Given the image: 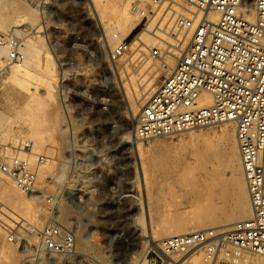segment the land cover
<instances>
[{"label":"rangeland","instance_id":"rangeland-1","mask_svg":"<svg viewBox=\"0 0 264 264\" xmlns=\"http://www.w3.org/2000/svg\"><path fill=\"white\" fill-rule=\"evenodd\" d=\"M7 2L18 3L19 6L7 9L0 2V36L5 37L15 25L26 30L31 37V60L27 66L33 73L41 75L43 68L40 62L45 58L42 53L33 51L41 35L53 51L57 73L54 77V100L37 107L35 103L26 106L27 93L11 83L5 77L6 69L0 68L1 128H9L11 132L10 137L4 138L11 142L18 137L30 139L34 152L29 157L30 162L31 158L37 160V155H43L51 163L49 173L42 176L37 172L40 190L36 194L44 195L29 207L27 193L13 180L1 175L0 218L3 223L0 224V264H49L47 259L50 255L40 251V241L33 232L46 225L59 226L75 235L72 253L51 255L59 259L58 264L149 262L153 255L147 257V253L155 251L151 234L155 232L157 237H161V230L173 222L171 213L182 212L188 221L194 217L190 213L192 204L188 203V196L182 195L184 189L175 178L181 174L186 180L196 179L194 189L206 191L202 180L211 174L206 172L210 161L207 154L209 151L224 152V146L216 140L209 144L189 143V131H184L168 137L139 140L145 149L140 157L136 143L125 142L128 135L131 140L134 137L136 117L129 112L123 83L133 92L130 79L139 82L155 74L163 62L150 55V48L157 41L149 48L140 45L142 51L138 52L148 57L151 64L134 62L132 45V51L126 57L116 66L110 65L107 56L115 40L111 33V43L99 36L100 27L103 31L104 27L88 16L89 5L83 0ZM116 3L119 9L129 4V19L138 20L127 36L120 34L131 42L157 14L156 11L142 26L132 10L133 0H116ZM172 21L173 16L164 14L157 24H171ZM157 24L150 31L158 34L154 32ZM8 36L19 38L21 48H25L27 37L20 34ZM169 56L175 57L174 52ZM157 72L160 76L155 90L166 74L160 70ZM80 91L97 104L101 99H107V110L100 106L91 108L88 98L78 94ZM7 118H12L17 124L11 126ZM36 119L40 122L42 134L39 138H31L26 122ZM228 124L235 128L231 122L194 132L211 136ZM62 126H65V131L61 130ZM88 148L95 150L92 151L95 159L90 155L92 152L88 153L91 158L87 159ZM34 165L31 162V166ZM62 170L64 173L60 176ZM203 199L200 195L198 201ZM217 203L219 208L231 207L229 198ZM218 215H221L220 210ZM215 224L218 227L214 229L226 228L220 222ZM195 251L185 258L190 262L195 259L200 264H229L227 260L217 258L219 254H229V248L217 251L215 258L209 261H205L203 249L198 253Z\"/></svg>","mask_w":264,"mask_h":264},{"label":"built area","instance_id":"built-area-1","mask_svg":"<svg viewBox=\"0 0 264 264\" xmlns=\"http://www.w3.org/2000/svg\"><path fill=\"white\" fill-rule=\"evenodd\" d=\"M172 2L193 9L189 15H176L171 24H157L158 43L151 48L152 56L162 60L176 52V63L141 107L133 135L148 140L234 123L251 215L236 221L228 232L210 228L169 237L163 242L166 255L150 250L147 257L153 258L145 264H177L173 255L196 249L213 260L229 245L264 256V0H135L139 24L145 26L157 8ZM211 14L217 18L211 19ZM113 37L116 42L107 61L116 66L132 51V42L117 34ZM2 44L9 48L10 62L23 60L19 38L0 36ZM78 94L88 98L91 108L109 106L107 99L97 104L84 91ZM205 94L210 103L201 105ZM21 151L31 154L30 143L5 141L0 135V174L33 193L39 190L37 166L46 157L38 155L32 167L29 156L19 155ZM33 232L40 251L47 254H70L75 249V235L59 226L46 225Z\"/></svg>","mask_w":264,"mask_h":264},{"label":"bare ground","instance_id":"bare-ground-1","mask_svg":"<svg viewBox=\"0 0 264 264\" xmlns=\"http://www.w3.org/2000/svg\"><path fill=\"white\" fill-rule=\"evenodd\" d=\"M83 1L89 5V8H88L89 11H87L88 16L91 19L93 18L96 21V23H98V25H102L104 27V31H103L101 30V27L99 26L100 27L99 36H102V39H104L107 43L109 42L111 43L112 38L114 39L113 37L114 34H117V35L121 34L122 36H127L138 22V20L133 21L129 19V12H130L129 4L119 9V6L117 5L116 0H106V1L83 0ZM0 2H2L3 5L7 7V9L8 8L14 9L15 7L19 6L18 3L17 4H10L9 2L6 3V0H0ZM134 2L135 0H133V3H132V10L137 15V17L140 18L139 14L136 13L133 9ZM185 7L181 6V4L178 2H174L171 6H169V4H164L160 8H157L156 10L157 14L155 17L152 18L148 27L141 30L132 40L133 52H134L133 54L134 62L136 61L141 62L142 65L151 64L148 57L143 56L142 53L140 54L138 53L142 51L140 48V45L143 44L145 47L149 48L151 44H154L157 41L156 40L157 37H155L157 33H153L150 30L153 26L155 27V25L157 24V22L159 21L162 15L169 14L173 16V19L176 15H180V14L189 15L188 12L190 9H193V7L191 8H188V6H185ZM88 16H87V19H88ZM210 18L215 20L217 18V14H211ZM162 25H163V22H160V26ZM18 27H19L18 25H15L12 28V30L9 31V33H6L5 37L7 38L9 34H12V35L20 34L24 38L27 37V39L24 42L25 48L20 47V51L23 54V60L24 59L25 60L24 61L21 60L20 62L11 64L12 62L8 60L9 48L6 44H2L0 45V68L6 69L5 77H7V79H9L11 83H13L23 92L27 93L26 106L30 105L31 103H35L37 107L38 106L42 107L49 101L54 100V93L56 90V84L54 83V77L56 76V73H57V66L54 61L53 51L50 48L48 42L45 43L42 40V37L40 35V38L37 39L38 44L35 48H33L34 49L33 51H36L38 54L42 53L43 57L45 58V60L40 62V64H42L43 73L39 75V74H36L30 71V69L27 66V63H28V60H31V37L28 36L29 34L26 33V30L19 29ZM110 33L112 35V38L110 37ZM175 53L176 52H174V55ZM150 55L152 56L151 48H150ZM165 58L166 56L163 57L162 59L163 62L160 63V65H158V68H157L158 70L163 72L162 74L169 72L176 63L175 57L169 56L168 58L166 59ZM155 65L157 64L155 63ZM157 69L155 71V74H153L151 77L149 78L144 77L139 82L136 81L135 79H130L133 85V92H131V89L125 82L123 83V87H124V90L127 96L129 112L136 118L138 116L137 114L139 113L141 107L145 103L144 101L147 98L149 99V97L156 91L155 85L160 76L159 72H157L158 71ZM33 83H35V85H33ZM209 103H210L209 96L206 94L203 95L202 99L200 100V104L206 105ZM136 118L134 120L135 122H136ZM135 122H134V127H135ZM7 123L12 126L13 124H17V121L13 120L12 118H7ZM26 123L29 126V130H30L29 136L31 138H35V137L39 138L42 134V130L40 131L39 129V123H40L39 120L38 119L32 120V121L30 120V121H27ZM225 123H231V122H225ZM209 127H212V126H209ZM61 128H62L61 130L63 131L66 130L65 126H62ZM194 130H189V135H190L189 143L206 144L208 142L207 144H209L212 141L214 143V141L216 140L217 142H219L221 145L224 146V152L219 153L216 151L214 152L209 151L207 154V156L210 157V161H209L208 166L206 167L207 168L206 172L211 173V174L207 176L208 178L207 177L203 178V180L202 178H200V180L205 182L204 187L203 186L202 187L205 188L206 191H204L203 189H199V188H198L199 190L194 189L198 181V180L195 181L196 179L186 180L184 179V177L180 176L181 174H178L177 178H175L177 179L180 188L182 187L184 189V192L182 195L188 196L189 198L188 203L192 204L190 213L194 215V217L190 221H188L183 218V216L181 215L182 212L173 211L171 213L173 216V218H171L173 219V222H171L170 225H168L167 227L161 230V232L159 233L161 237L160 236H159L160 238L157 237V235H155V232L154 234L153 233L151 234L150 238H151V241L153 242V248L155 249L157 253H159L163 257L166 255L165 252L163 251L164 250L163 242L165 239L169 237L188 234L193 231H198L200 229L204 230V228H208V229L215 228V227H218L215 224L217 222H220L222 226H226V228L222 231L228 232L230 231L232 225L236 221L245 219L251 215L250 198H249V193H248L243 169L241 166L240 153L238 150V145H237V140H236V127L234 128L233 125L228 124V126L227 125L223 126L219 133H216L211 136L197 134L196 132H194ZM0 135L5 141L7 137L11 136V132L9 128H6V127L1 128V122H0ZM130 138L128 135L125 139V142L130 143L132 141L133 143H136V149H137L138 155L141 157V155L144 153V150H145L143 146L141 145V143L138 142L141 139H137L133 137L131 140ZM16 140H18L22 144H28L32 142L30 139L22 138V137H18L14 141ZM92 151H95V150L88 148L86 153L90 154ZM32 153L34 154V152L32 151V146H31V154ZM31 154L27 155L22 151L19 152V155L22 157H26V156L30 157ZM89 154L87 155V159L88 157H90V155H92L95 159L94 152H92L90 155ZM45 160H47V157ZM31 162L35 165L37 164L36 159L31 158ZM50 169H51V163L49 162V160H47L46 163L43 162L37 166V172L39 175H42V176L49 173ZM62 173H64V170H62L60 176H62ZM1 175L2 174H0V177ZM225 175H227V177ZM202 181H199V182H202ZM37 192L39 191L37 190L33 193L26 194V198L28 199V204H27L28 207L31 206V204L34 203L35 201L41 200V197H43L44 194L39 195V194H36ZM127 195L128 194H126V196ZM200 195L204 197L203 199L204 201L202 200L198 201V198ZM228 198L231 201V204H230L231 207L229 206L230 208L228 209L219 208L217 202L219 200L224 201ZM219 210H220L221 215H218ZM160 241L161 242L163 241V242L161 243ZM156 242H159V243H156ZM225 248H229V254L227 255L219 254L217 258H222L224 260H227L229 264H264V256L262 255L250 254L246 251L238 249L237 247L233 245H229ZM198 252H201V249H198L195 251V253H198ZM190 253L191 252L187 254H190ZM187 254L183 256H180V255H173V256L176 258L177 264H200L195 259L192 262H190L187 258H185ZM48 255H50L47 259L49 261V264H58L57 262L59 261V259L57 257L51 256L55 254L50 253ZM201 256H202V253H201ZM204 259L205 261H209V260H206L205 256H204Z\"/></svg>","mask_w":264,"mask_h":264}]
</instances>
